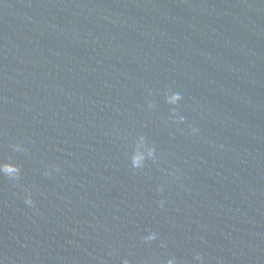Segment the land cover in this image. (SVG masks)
<instances>
[{"label":"water","instance_id":"95a60500","mask_svg":"<svg viewBox=\"0 0 264 264\" xmlns=\"http://www.w3.org/2000/svg\"><path fill=\"white\" fill-rule=\"evenodd\" d=\"M0 159L2 264H264V0H0Z\"/></svg>","mask_w":264,"mask_h":264},{"label":"clouds","instance_id":"9594fccd","mask_svg":"<svg viewBox=\"0 0 264 264\" xmlns=\"http://www.w3.org/2000/svg\"><path fill=\"white\" fill-rule=\"evenodd\" d=\"M183 100V96L179 91H170L168 94L164 96V102L170 106L169 112V121L174 125H182L186 121V117L178 111V106ZM148 108H153L154 101L148 100ZM190 133L192 135L199 134V128L189 126ZM135 147L129 153V161L130 167L133 171L140 170L145 168L148 164H156L158 160V154L155 145L148 139V137L144 134H139L134 139ZM13 151L23 152L26 149L20 143H15L11 145ZM222 147V146H221ZM58 166H53L51 168H46L44 171V175L51 176L54 171H58ZM0 175L8 177L10 180L18 181L21 177V167L19 164L13 162L12 160L0 159ZM164 188L161 186L158 189V192L162 193ZM24 203L29 206L34 205V200L32 198L31 193H27L24 195ZM165 200L161 199L159 201V207L164 208ZM160 239L159 233L152 230H145L144 234L141 235L140 240L144 244H152L153 242ZM166 243L164 241L160 242V247H166ZM193 264H207L205 256L199 252L193 255ZM2 264V261H0ZM121 264H130L128 257H123L121 260ZM163 264H182V262L176 256H168ZM218 264L220 262L218 261Z\"/></svg>","mask_w":264,"mask_h":264}]
</instances>
